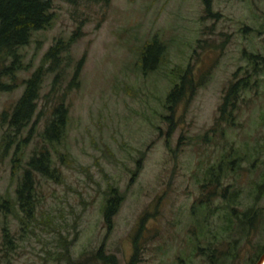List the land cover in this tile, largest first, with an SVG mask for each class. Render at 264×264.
I'll return each instance as SVG.
<instances>
[{
	"label": "rangeland",
	"instance_id": "obj_1",
	"mask_svg": "<svg viewBox=\"0 0 264 264\" xmlns=\"http://www.w3.org/2000/svg\"><path fill=\"white\" fill-rule=\"evenodd\" d=\"M52 3L50 26L20 49L15 87L0 92V114L20 97L24 79L49 67L43 56L60 39L68 49L45 75L22 165L44 146L51 98L63 97L69 120L63 142L50 149L57 177L36 174L35 218L24 225L14 214L22 169L13 173L12 149L0 165V198L11 200L0 208V264L88 262L100 248L128 264L137 236L136 264H210L209 248L218 264H247L264 244V0H210L209 7L204 0H109L77 9ZM153 37L166 54L144 74L140 51ZM187 69L192 92L169 113L166 95ZM58 70L55 92L67 94L46 98ZM244 80L232 122H218L227 88ZM5 129L0 120V139ZM228 156L235 157L231 166L221 162ZM220 164L218 193L198 207L207 169ZM111 186L123 201L108 227L103 207ZM226 186L231 209H257L253 229L235 215L228 224V202L219 196ZM208 192L214 189H204L203 199Z\"/></svg>",
	"mask_w": 264,
	"mask_h": 264
},
{
	"label": "trees",
	"instance_id": "obj_2",
	"mask_svg": "<svg viewBox=\"0 0 264 264\" xmlns=\"http://www.w3.org/2000/svg\"><path fill=\"white\" fill-rule=\"evenodd\" d=\"M70 5L80 8L82 5H91L99 3H107L109 0H64ZM53 0H0V92H9L14 87L13 77L15 74V64L19 62L20 49L24 45L28 44L33 32L39 31L50 26L52 21V3ZM204 3L209 7L210 0H204ZM73 42V38H69L67 44ZM68 47L63 45V41L60 39L56 44L51 46L43 56V63H49L47 69L42 66L37 67L31 75L24 79L23 91L16 102L7 109H4L0 114V120L2 126L6 129L0 139V165L3 160L11 154V165L13 173L15 170L22 169L21 179L19 180L16 189V204L18 210L14 212L21 225L26 224L29 220L35 218V209L37 206L35 191H36V174L55 179L57 177L56 167L53 165L51 158V151L57 150V147L61 145L66 133V126L69 120V108L65 105L62 99L52 100L54 106H52L50 115L45 120L43 130L40 134L44 146L38 151L33 152L28 158L25 165H22L23 148L28 144L32 136L36 134V122L33 123V117L35 116L39 100L41 98L42 84L47 71L56 70L59 67V59L63 52L67 51ZM166 54V46L162 44L156 37H153L150 41L146 42L140 51L139 64L140 70L144 73H150L157 70L162 63ZM251 59H256L252 57ZM78 67L74 73L73 80L78 77ZM8 79L7 82L4 79ZM59 78H61V72L59 70L53 77L49 92L46 94V98L51 93L56 91ZM193 77L191 71L188 69L183 71L180 76V81L175 82L170 91L166 95V109L169 113H173L175 108L182 102L187 96L188 92H192ZM247 81H239L229 85L226 94L223 97L221 104L218 106L219 116L216 119L218 122L231 123L234 118L233 111L236 108V101L242 88H246ZM62 94L66 96V91L62 93H53V95ZM169 122L172 123V116L166 117ZM27 129V134L21 137L22 132ZM19 136V139H17ZM17 139V140H16ZM15 143L14 149L13 144ZM234 156H228L222 159V163L231 166V163L235 161ZM222 165H212L207 169L204 182L201 185L202 194L198 199V207H202L205 203H208L215 194L218 193L221 182ZM212 187L214 192H208L204 196V189ZM260 192L264 189V178L261 183L258 184ZM206 191V190H205ZM225 191L228 192V186L223 188V192L219 196H223L227 199V206L230 209L228 224L231 225L232 216L235 215L236 219L242 223L246 228L253 229V220L257 217V209L248 208L244 211L237 212L235 209L230 208L231 199L227 197ZM236 194V193H235ZM234 194V195H235ZM122 195L119 190L111 186L108 191V198L105 201L103 207V218L108 227L111 226L112 217L118 211L122 203ZM8 203L11 200L8 198H0V208H7ZM195 210V209H194ZM193 210V213L195 212ZM233 231L231 228L230 233ZM3 244L5 249L8 250V245L11 244V238L9 237V231L7 228L2 230ZM139 236L135 238L134 251L131 260L128 264H136L139 261V256L142 252ZM238 242V241H234ZM237 246V245H236ZM210 252L212 251L211 248ZM264 252V244L258 246L254 254L249 258L247 264H254L260 255ZM205 253L209 257L210 264H218L219 257L215 254ZM211 255V256H210ZM226 255L235 259L236 254L232 251L227 252ZM68 264H117V261L113 255H107L103 249L100 248L96 251L94 256L86 261V258L82 260H70Z\"/></svg>",
	"mask_w": 264,
	"mask_h": 264
},
{
	"label": "water",
	"instance_id": "obj_3",
	"mask_svg": "<svg viewBox=\"0 0 264 264\" xmlns=\"http://www.w3.org/2000/svg\"><path fill=\"white\" fill-rule=\"evenodd\" d=\"M254 264H264V252L260 255V257Z\"/></svg>",
	"mask_w": 264,
	"mask_h": 264
}]
</instances>
